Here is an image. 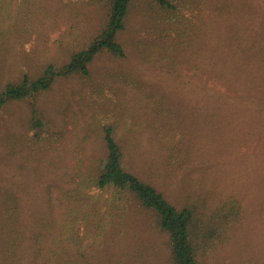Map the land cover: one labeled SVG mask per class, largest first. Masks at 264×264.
<instances>
[{"label": "rangeland", "instance_id": "374dc122", "mask_svg": "<svg viewBox=\"0 0 264 264\" xmlns=\"http://www.w3.org/2000/svg\"><path fill=\"white\" fill-rule=\"evenodd\" d=\"M177 2L179 10L171 13L148 0L137 2L125 34L127 59L102 53L91 78H59L34 98L0 107V264H15L10 255L4 258L1 235L8 239L16 227L19 239L31 245L34 218L69 227L77 249L79 242L91 243L81 238L87 231L96 234L101 212L127 209L132 219L117 223L112 217L102 236L104 244L117 240L121 253L109 261L169 264L167 236L155 229L150 212L129 195L83 183L107 155L106 126L123 146L127 167L173 201L208 197L215 202L213 210L223 199L236 200L240 212L206 262L264 264V160L257 155L258 141L249 139V147L237 140L228 145L222 128L216 133L207 93L226 88L210 78L209 67L189 65L201 52L204 59L264 55V0ZM156 9L162 19L153 23L145 16L149 24H142L141 15L149 10L153 16ZM107 14V4L95 0H0V91L25 75L39 77L47 66L69 62L97 35ZM256 41L263 46H254ZM205 82L207 87L198 88ZM34 105L42 123L37 126ZM155 110L162 115L156 117ZM223 123L220 118L217 125ZM161 137L173 138L163 143ZM50 167L56 168L54 174ZM185 181L190 185L182 186Z\"/></svg>", "mask_w": 264, "mask_h": 264}, {"label": "trees", "instance_id": "16d2710c", "mask_svg": "<svg viewBox=\"0 0 264 264\" xmlns=\"http://www.w3.org/2000/svg\"><path fill=\"white\" fill-rule=\"evenodd\" d=\"M95 1L106 3L108 14L105 24L92 41L81 50L73 52L70 61L61 67L49 65L39 77L31 78L25 75L19 83L8 84L0 91V107L11 101L34 98L50 90L59 78L73 75L84 79L91 78L92 65L102 53L121 61L129 57L125 34L131 26L132 11L141 0ZM148 1L159 5L160 10L167 13L179 10L177 0ZM243 1L248 2V0ZM236 9V5L231 8L233 14ZM160 10L156 9L153 16L149 14V10L141 15L142 24H149L145 16H151L153 23L159 22L162 19ZM142 13L141 10L140 14ZM243 15L240 16L244 17ZM241 22V25L245 24ZM252 44L257 47L263 46L257 41ZM133 46L136 47V43ZM202 46L203 49L206 48L205 44ZM200 55L196 58L190 57L189 65L204 64L209 67L210 78L219 80L226 88V91L212 88L207 93L208 106L211 108L209 112L211 126L215 128L217 134L222 128L228 145L237 140L242 146L249 147V139L251 141L255 139L258 141L257 155H261L264 160V55L251 53L232 57L231 54L224 55L222 58L211 54L207 59H204L202 52ZM196 67L203 70L199 65ZM202 85L198 88L207 87L206 82ZM154 109L155 107L150 108L148 114ZM32 112L33 124L41 125V120L36 118L38 110L35 105L32 107ZM154 112L156 117L162 115L160 110ZM220 118L224 120L221 126L217 125ZM161 138V142L164 140L167 143L173 137ZM104 140L107 155L101 159L93 176L85 178L83 183L86 182L88 187H97L100 190L112 189L120 195H129L139 206L150 212L155 229L167 236L169 264H209L204 257H208L216 246L227 238L229 221L240 212L236 200L223 199L221 205L219 204L213 210L209 207L215 202L210 204L208 197L202 201L198 197L189 198L190 200L177 199L180 201L177 203L166 192L159 190L157 186L144 180L127 167L125 150L116 140L112 126L105 127ZM212 142L216 141L212 140ZM50 169L49 171L54 174L56 168ZM156 169H159V166ZM183 185L189 186L190 183L185 181ZM51 187L50 185L48 187L49 193ZM120 204L126 209L130 206L124 199ZM127 211H118L119 214L116 215L108 211L101 212V216L98 215L100 219L96 222V234L87 231L86 236L81 238L82 241L89 238L91 243L85 245V240L79 242L77 249L71 246L76 238L69 227L60 228L53 219L45 221L44 218H34L32 221V224H35L34 237L29 239L31 245H24V240L19 239L16 227L8 239L6 235H1L3 243L5 242L1 245L4 248V258L14 260L15 264H39L41 260H47L45 264H113L114 262L109 261V257L121 254L117 247V240L115 245L104 244L102 236L107 234L109 227L113 224L112 217L117 216L118 220L115 221L117 223L131 220ZM101 241L103 245L100 244ZM116 264L119 263L116 262Z\"/></svg>", "mask_w": 264, "mask_h": 264}]
</instances>
